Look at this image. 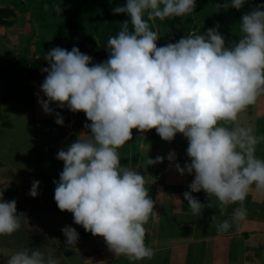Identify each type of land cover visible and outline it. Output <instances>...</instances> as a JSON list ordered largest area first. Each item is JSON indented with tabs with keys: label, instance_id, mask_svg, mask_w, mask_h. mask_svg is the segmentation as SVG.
Masks as SVG:
<instances>
[{
	"label": "clouds",
	"instance_id": "clouds-1",
	"mask_svg": "<svg viewBox=\"0 0 264 264\" xmlns=\"http://www.w3.org/2000/svg\"><path fill=\"white\" fill-rule=\"evenodd\" d=\"M246 0H230L217 9H241ZM56 16L61 4H46ZM196 0H126L113 13H126L118 34L110 36L108 57L92 63V57L78 47L55 46L46 52L49 66L40 89L46 99L37 102L46 114L55 102L59 108L83 111L88 134L56 153L63 161L59 180H53L58 209L72 213L73 222L86 232L100 235L115 256L130 261L151 259L154 249L145 244V228L155 214L144 175L120 163L118 149L132 139V129H155L165 141L177 133L187 138L186 161L176 170L193 174L189 191L183 193L192 213L201 216L204 204L192 193L203 190L221 206L239 202L230 220L217 223L227 232L244 221L243 201L250 188L264 191V159L255 155L264 136L240 125L239 116L264 94V4L240 18V38L225 44L219 25L201 34L182 36L158 46L160 35L149 21L190 14ZM145 14L147 19H145ZM131 24V29L129 28ZM56 113L55 123L63 124ZM231 123L229 128L225 125ZM176 160L174 150L166 157ZM165 157L149 158L147 165ZM39 180H33L30 196L39 194ZM0 190V236L21 227L15 199L5 200ZM208 207H212L211 202ZM216 221V217H211ZM66 245H75L79 234L71 225L61 229ZM6 264H59L38 247L12 253L0 249Z\"/></svg>",
	"mask_w": 264,
	"mask_h": 264
},
{
	"label": "rangeland",
	"instance_id": "rangeland-1",
	"mask_svg": "<svg viewBox=\"0 0 264 264\" xmlns=\"http://www.w3.org/2000/svg\"><path fill=\"white\" fill-rule=\"evenodd\" d=\"M17 1L21 3L20 8L15 7L12 0H0V8L14 9L13 16L9 17L12 24L0 25V75L4 77H0V81L5 79L4 83L8 86V94L0 92V190H3L5 200L15 199L21 227L11 235L0 236V249L12 253L25 249L31 251L38 247L46 257L51 256L59 264H64L65 260L70 262L68 257L76 252L84 257L86 246H89L85 241L89 233L78 229L77 232L82 234H79L76 244H65L66 238L61 229L66 225L76 229L77 224L73 222L72 213L61 211L56 205L53 180H59V173L55 168L54 171L50 170L52 167L49 166L61 164L58 168L63 169V163H60L63 161L56 158L57 151L65 148L78 134L84 133L80 139L84 138L90 131L84 125L91 121L87 120L83 111L74 113L67 107H57L55 102L50 103L53 113H44L37 100L38 96L46 99L40 85L47 73L29 75L27 67L45 46L47 48L61 37L65 39L57 46L68 50L76 46L93 58L92 63H99L89 40L92 38L105 48L108 38L113 35L109 33L100 37L92 17L103 9L102 6L112 9L125 4L126 0H79V6L77 0ZM223 1L196 0L192 13L172 18L176 19L177 26L185 35L201 34L218 24V31L223 34L227 45L240 38L239 22L243 14L239 15L230 7L218 10L217 5L224 4ZM252 1L246 0L242 8H249L246 4ZM53 2L61 4L60 16H56L51 7H45ZM262 4L264 0L259 5ZM69 23L74 25L71 30L68 28ZM149 24L160 35L157 45L162 44V21L157 18L149 21ZM260 98L264 99V94ZM56 113L63 117L62 125L55 123ZM131 131L140 132L137 129ZM136 137L125 143L127 149L137 146L131 142L142 141L139 135ZM132 152H135L134 149ZM129 157L134 159V156H128L130 164L132 160ZM33 180L40 181L39 194L35 197L28 194ZM6 259L0 255V264H6Z\"/></svg>",
	"mask_w": 264,
	"mask_h": 264
},
{
	"label": "crops",
	"instance_id": "crops-1",
	"mask_svg": "<svg viewBox=\"0 0 264 264\" xmlns=\"http://www.w3.org/2000/svg\"><path fill=\"white\" fill-rule=\"evenodd\" d=\"M0 77L4 78L3 75ZM2 80L0 92L5 95L8 94V86L4 83L5 79ZM239 123L251 127L255 135L264 136V99L258 96L255 104L240 114ZM225 126L231 128L234 125L228 123ZM132 134V139L139 135L142 140L140 143L131 142L132 145L137 144L133 145L135 152H132V147L127 149L125 144L118 152L121 165L144 175L149 196L155 202V214L144 224L145 244L154 249V256L139 261H130L123 255L115 256L102 236L88 232L85 240L89 245L86 246L87 253L84 257L77 252L71 254L68 257L70 262L64 259V264H264V191L257 190L253 185L243 201L247 209L246 219L233 224L227 232H218L217 223L230 220L234 209L240 205L238 202L221 206L216 197H208L201 190L192 195L204 204L202 214L197 216L192 213L183 193L189 191L193 174L185 172L181 175L175 168L176 162L181 167L186 161L190 162L186 155L187 138L177 133L172 141H165L153 129ZM82 135L85 134L76 135L67 146ZM146 136L147 141H143ZM170 150L176 154L175 161L166 158ZM129 155L134 156V159L129 157L132 160L130 164ZM255 155L264 159V141L256 145ZM157 156L165 159L147 165L149 158ZM60 165L52 164L49 168H55L59 173L62 171L58 168ZM209 202L212 207H208ZM213 215L215 222L211 220ZM80 228L82 226L77 224L76 230Z\"/></svg>",
	"mask_w": 264,
	"mask_h": 264
},
{
	"label": "trees",
	"instance_id": "trees-1",
	"mask_svg": "<svg viewBox=\"0 0 264 264\" xmlns=\"http://www.w3.org/2000/svg\"><path fill=\"white\" fill-rule=\"evenodd\" d=\"M12 2L14 3L15 7L20 8L21 6L20 1L12 0ZM223 2L228 3L230 2V0H224ZM260 2L261 0H253L252 3L246 4L249 5V8L245 7V8H241V10L235 9L233 7L230 8L237 11L239 15H242L245 12L250 11L251 7L252 9L257 7L260 4ZM77 3H78L77 5L79 6L80 1L77 0ZM123 5L124 4L119 6H123ZM102 7L103 9H101L99 12H97V14L94 17H92L94 20V25L96 26V28H98L97 34H99L100 37H103L104 35H108L109 33L110 35L114 36L118 34V32L121 30V22L128 19V15L126 13H113L112 9H104L105 7L104 6ZM103 10H107V11H103ZM13 14H14V9L10 7L0 8V25H11L12 19H9V17L13 16ZM145 19H147L146 14H145ZM161 21L164 26L163 34L161 36L162 44H166L170 41L175 42L182 36H185L181 28L177 26L176 19L172 17H168ZM68 28L69 30H71L72 28H74V25L69 23ZM129 28L131 29L130 23H129ZM69 33H67L66 35H69ZM64 39L65 38L63 37L58 38L53 43H51L47 48H45L46 47L45 46L44 49H42V52L39 54V56L31 62L30 66L27 67L28 74L34 75L36 73L44 72L42 71V69L49 66L48 61L45 60L46 52L49 51L51 48L57 46L60 42L64 41ZM89 44L91 45L92 51L95 54L93 55L96 58H98L100 62L107 59L109 55L107 49L100 47L92 38L89 40ZM162 44H158V46ZM81 229L84 228H80V231H82ZM78 234H82V233H78Z\"/></svg>",
	"mask_w": 264,
	"mask_h": 264
}]
</instances>
